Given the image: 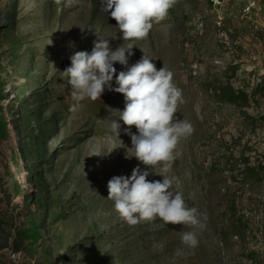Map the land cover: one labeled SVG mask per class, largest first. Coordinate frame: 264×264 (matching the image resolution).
<instances>
[{
  "label": "rangeland",
  "instance_id": "obj_1",
  "mask_svg": "<svg viewBox=\"0 0 264 264\" xmlns=\"http://www.w3.org/2000/svg\"><path fill=\"white\" fill-rule=\"evenodd\" d=\"M101 6L0 0V264H264V0H176L129 58L170 70L182 92L176 118L193 132L170 175L197 227L129 226L107 198L112 177L147 169L119 120L124 96L74 100L63 73L96 39L129 43Z\"/></svg>",
  "mask_w": 264,
  "mask_h": 264
},
{
  "label": "clouds",
  "instance_id": "obj_2",
  "mask_svg": "<svg viewBox=\"0 0 264 264\" xmlns=\"http://www.w3.org/2000/svg\"><path fill=\"white\" fill-rule=\"evenodd\" d=\"M60 0H57L59 3ZM176 0H101V8L116 21L123 41H129L112 50L108 39H96L91 52L77 51L71 56V66L63 72L73 89V99H100L105 89L120 93L125 108L119 120L128 126L134 157L146 166L132 170L131 176H114L108 181V199L114 201L119 218L129 226L154 223L202 226L195 208H189L182 193L174 191L176 177L171 176L175 150L181 139L189 137L193 128L176 113L182 101V92L173 83V73L159 70L150 58L143 55L129 66V58L136 41L145 39L154 23L164 21ZM74 0H65L71 7ZM95 35L97 36L96 32ZM119 63L126 70L117 75ZM115 77L116 87L112 86ZM76 106H70L75 111ZM135 126L138 134H132ZM120 124L113 120L111 129L119 136ZM99 156V155H98ZM150 174L163 177L149 181ZM181 243L194 248L198 245L195 232H183Z\"/></svg>",
  "mask_w": 264,
  "mask_h": 264
},
{
  "label": "trees",
  "instance_id": "obj_3",
  "mask_svg": "<svg viewBox=\"0 0 264 264\" xmlns=\"http://www.w3.org/2000/svg\"><path fill=\"white\" fill-rule=\"evenodd\" d=\"M4 125L7 127V123L5 122V120L2 118L0 119V139L3 137L4 132L2 129H4ZM8 129V128H7Z\"/></svg>",
  "mask_w": 264,
  "mask_h": 264
}]
</instances>
